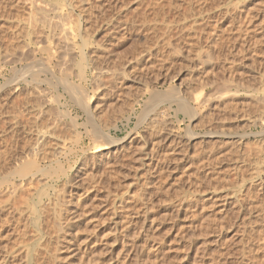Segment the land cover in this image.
Instances as JSON below:
<instances>
[{"label": "rangeland", "instance_id": "1", "mask_svg": "<svg viewBox=\"0 0 264 264\" xmlns=\"http://www.w3.org/2000/svg\"><path fill=\"white\" fill-rule=\"evenodd\" d=\"M38 1L40 5L37 3L36 0H31V1L12 0V2L8 0H0V18H1L0 24L10 25V26L13 25L16 28L15 30L18 32L19 30L22 29L21 28L22 25H24L23 29L27 31L28 27L25 22H28L31 15L30 13L29 14L27 13V9L30 10L32 4H35L33 6L36 8V3L38 7L42 5L44 6L45 5L44 3L47 2L44 8L50 10L53 9L52 5H54L52 4V2H55V0H50L51 2L50 1L48 2V0H38ZM41 1H43V3ZM101 1L103 2V5H101L100 7L104 8L105 6V8L103 10L100 7L99 8L102 10L103 13H105V16L102 12L100 13L98 11L100 10L98 6L97 8H94L92 12H90L91 13L90 15L88 14L92 20L88 18L89 16L88 17L85 16L86 17L85 19L88 18L89 20L88 22L89 26L90 27L93 26L92 27L93 30L92 28H90V31L92 30V33L94 32V25L98 26V27L95 26L97 30H95L96 33H93L92 36H91V32L89 31L92 40L91 42L95 46H97L96 44L98 43L101 44L103 38H104L103 42L109 38L107 36L109 27L110 29H112V26H115L118 23L119 18H120L119 21L121 20L120 22L122 23L129 22L128 24H132L133 22L134 28L137 30L141 28L147 30L148 28L146 29V27L155 26L157 35L154 34L153 35L154 36L159 35V37L161 38L163 32L161 29L162 28L164 29L165 27L164 25L165 20L166 22L168 21V23L173 22V24L174 23L175 24L172 26L173 29H171L170 31L171 38L169 37L171 41L170 43L172 44L171 45L172 49L171 51L167 50V52L164 55L158 58L155 69H147L146 60L141 64H135L134 61L135 60L134 57H136V55H138L140 52L148 51L149 47H152L153 43L156 42V39L152 34L147 35V33L149 32L147 33L144 32L146 33L145 35L146 38L143 37V38L133 39L131 38V36L125 35L124 38L120 37L121 39L118 38L119 40L113 43L116 46V43L117 42L119 43L120 40L122 43L126 42L125 45L117 49V51H115L113 55L106 56L105 60L102 59L100 62L101 66L104 69L106 68L107 70L108 69L110 70L111 68L112 71H115L118 69V67H120L118 69V71L120 72L124 67L125 68L136 67L137 70L135 72L132 71V73L134 74L132 73L130 74L131 76H134V78L136 79L134 82L133 81L127 82L128 85L127 89H124L120 86L121 83L119 80H117V82L119 81L118 83L116 82V80H114L113 82L107 80L108 83H106L105 79H107L108 77H105V79L103 80V82L104 81L105 82L103 84L109 85V83L110 84L112 83L110 85L111 88L116 89L119 87L118 88L119 90L116 89V91L117 93L121 92L122 94H120L121 97H119L118 100L116 101L109 103H102V105L100 106L103 107L104 105V109L99 108L94 111L96 117V120L94 122H89V123L87 122V117L85 118L86 115L76 105L77 103L73 99L71 100V97L67 96V99L70 100L68 101V103H66V99L64 97L57 98L59 93L63 94L64 90L62 86H61L62 88L59 86L56 89L55 86H57V83L55 84L56 81L55 79L54 82H52L53 77L56 78L57 76L56 79H60L61 77L65 78L67 76V75L65 76V74L63 75L61 73L62 74L61 75L59 73L62 71V69L64 71V67H65L64 65L67 63L70 67H73L72 70L74 71L73 72L74 74L70 72L73 74V75L71 74L70 76V73H66V72L64 73L69 74L68 79L70 81L72 80V83L78 85V83L81 82L79 83L80 85H78V87L80 88L82 87L81 89H84L83 91L87 93L91 89L93 90L98 89V87L91 82L93 80L92 73L90 72L91 69H88L87 72L88 80L79 81V77L77 76L79 73L78 71L79 67L78 65L74 64L75 62L77 63L78 60L80 59L79 58L80 54L78 53L79 50L77 51L76 56L75 54L73 55V57L75 58L72 57L75 60V62H73L74 60L72 59H71L72 61H70L68 57L69 55H67L61 49L60 50L62 52H60V50H56V48L58 49L60 47L59 46L60 43H58V41L56 43L55 40L58 39L64 41L65 39H63V37L67 35V33L69 32L67 31L66 33L65 28L67 27L66 29H69L73 25V22L78 21L75 20L73 17L75 18L77 17L80 20L79 17L81 15L80 11L83 12V10L80 9V7L82 8L81 5L78 4L80 6L79 8L78 5L77 6L75 5L76 7L74 6L75 10L73 11V15H72L73 17L70 18L66 17L63 20L62 24L64 25L65 28L64 30L58 29L57 31L59 33L56 31L55 37L52 36L48 30H42L40 28H38L39 30H36L37 33L38 31H40L41 33L44 31L45 33L44 32L43 33L47 34L46 36H48L49 39L46 36H44L45 37L44 38L43 33L42 36H40V38H37L41 33L40 34L38 33L39 35L36 36L37 33L35 32H34L35 35L32 34L31 37L29 36V33H27L28 34L27 36L26 32H25V36L27 37L25 38L24 36L23 38L19 37L24 35V30H21L23 32L21 31L19 32L20 35L17 34L18 32L17 33L15 32L16 34H14V37H12L13 34L12 32H10L11 30L9 29L10 30L9 31L8 29H5L6 31L5 30L4 31L7 32L8 30L9 34L2 31L3 34L10 35L11 40L15 39V35H16V39L10 42L8 35L6 36L0 35V37L2 36L0 39V43H1L0 53L4 55L3 51L7 50L6 47H8L9 49L11 46L13 49L16 47L15 48L16 50H20L19 48H22L21 46L23 42L24 45L27 44L29 45V46L27 45V48H25L26 46L23 45L25 49H28L30 45L34 49H37L40 45H42L43 48L46 49L47 46L49 47L50 41H52L53 44L54 43L57 44V46L55 45L56 48L53 45V50H56L57 55L55 54V51H54V55L52 52L50 53V55L53 58H49L51 57L48 52L49 50L48 51L43 50L42 52L37 53L38 59L39 58L45 59L48 57L49 60L53 59L52 62H49L48 60H47L48 62L46 60L43 61V59L41 60V62L38 61L33 62V59H31L32 57H30L28 53H26V50L22 48V54L20 53V51H16V50L13 51V52L16 51L19 54H21L17 56L15 55V61L19 60L20 58H22L21 59L22 61L20 60V62L18 61V63L16 64L14 63L15 66L13 65L11 66L15 67L18 71L20 70V73L22 72L26 74L23 71L26 70L27 67L29 69V67H31L32 65L34 66L36 65L35 69L37 70L39 69V65H41V69L43 68L42 66L44 65H45V69H48L47 68L48 63H49L48 64L49 67L57 63V67H55L56 69H54V66H56L55 64L53 66V70L51 69V67L48 70H46L47 72L49 70L53 71L54 73H56V75L53 73L55 76L53 74L47 73L46 71L42 72V74L46 73L44 74L43 79L48 78L49 80L50 78L51 81H48V83L51 82L53 86L48 87L49 84H47V82L45 81L46 83L45 82L44 84L42 83L39 87L41 88L42 91L46 89L47 92L44 91L45 93L48 92L50 93V94L44 93L47 96L46 98L42 99V101H45L43 103L45 104L47 103L46 104L47 108L51 109V110L49 109L50 112L47 109L49 112V116H51L49 117V121L54 122V123L52 122L50 123L52 124L61 123V125L59 124L60 126L56 125L62 129L61 131V129L58 128L60 132L57 133L58 134L60 133L59 135H61L63 132L65 133V131H67V133H65L66 136L64 135L65 140L69 138L68 137L69 135H70V139L72 138L76 139V135H75L76 133H72L73 131L74 132L76 131L73 128H71L72 126H74V124L72 120L69 117H65L66 114H64L65 113L64 111H66V109L68 108H69L68 110L71 111V114L73 116H77V114H79L80 115L79 122L80 123L87 122V126L89 129L90 128L93 129L94 124L96 123L98 127H101L102 124H104V122L107 121L105 123L106 125L104 124L101 128L108 129L107 127H109L108 130L111 131L114 137L124 138L126 137V135L128 136L127 132L128 133L131 132L133 128H135L138 122L136 115L132 116L131 118L132 120L130 119V121H127L126 118L129 116V114L132 111L137 113V115H140L142 112H146L148 102L152 101L151 106L154 108L153 110L155 111L152 128H155L156 126L157 130H159L163 134H166L167 131H169L170 129L175 130L181 136L180 137L182 138L180 140L181 142L175 145L172 143L171 146H169L170 142L168 141L164 142V136L161 137L163 141L160 142L159 140H157L158 143L160 142L159 150L160 151L162 150V154L159 155L160 158H165V155L163 153L164 150H167V147L168 148L173 147V149L175 150L174 153L170 155L168 170L160 172L162 168L158 169V167H156L155 169L154 168L155 166L153 165L150 166L151 169L150 170V169H146L147 167H140L137 162V157L140 156L137 154L139 153L141 154V156L144 155L143 157H145L146 152H149L151 147H147L145 149L143 148V145L136 146L134 144L135 146L134 145H133L134 147L132 146L133 147L132 150L128 146L127 147L128 150L123 149L122 153H118L115 155V158L113 156L110 162L111 163L110 167L104 164L101 167L102 163L99 164L97 163L96 166L94 165L95 162H93L92 160L91 153L92 151H94L92 150V148L95 147L94 144L95 142H93L94 146L92 144V140L94 139L92 136L90 137V135L87 134L89 136L88 137L85 134L83 137L82 144L80 146L77 144V139L75 140L76 143L73 140L70 141L68 139L67 143L70 149H72L70 156L67 157L68 160L67 158H63V156H60L54 158V161L52 163L49 162V166H48V162L43 164V166L47 165V168L49 169L55 166L53 168L55 170L53 171L58 172L57 174L59 178L57 179L56 172H53L52 170L49 171V173L51 172L50 173L51 175L49 176L48 175L42 176L41 173H39V177L41 176L42 177L41 178L38 177V178L41 179L43 183L40 182L41 180H38L37 178L38 182L37 180H35L36 183L33 181L35 185H32L31 183L30 184L31 187L29 186L30 190L28 188L29 191L27 190V192L20 195L21 197L19 196L20 198L15 203L16 205L14 209L10 210V212L9 211L3 212L1 216V221H3L2 228L0 229V258H1L0 260L5 258L7 262L9 260L13 261V262L9 261L10 263L8 262L6 264H264V192H261L264 191L263 190L264 189L263 188L264 187L263 186L264 185L263 182L264 181V170H263L264 169V147H263L264 133L261 134L260 132V131L262 132L264 131V124L262 122L264 121V115H263L264 103H262L264 102L262 101L264 100L263 99L264 98V0H210L209 2L211 3L209 4L211 6L207 4L206 7L207 11L205 12L203 17L196 15L199 14V7H200L196 5L198 10L195 9L196 7L195 4H198L197 0H188L187 3L186 2L182 3L187 0H182V2L181 0H171L175 4L174 7L180 1L179 2L180 4L176 6L177 8L176 7L174 8L172 6V8L175 11L171 8L170 5H168L171 8V11H169L170 8L167 6V3L169 2L168 4H170L171 1L165 0L163 2L165 3L167 2L166 5H163L162 6L163 8L161 7L163 12L160 10L161 8L159 7L160 8L159 9L157 6L156 7L158 11L156 10V7L154 6L155 2L153 0H151V2L150 0L148 1L145 0L147 2L143 0L142 2L141 0H137L139 3L137 1L136 3L134 0H133L134 2L132 0L130 1L125 0L127 1L126 3L129 4V5L126 4L128 6V9H126V7L124 8L121 7L123 5L122 2H119V4L116 5L115 0H110V1L101 0ZM129 2L130 3L133 2V3L130 4ZM63 3L66 4L64 9H66L67 7L68 10L69 9L68 1L67 3L66 2ZM112 3L114 4V6L116 5L117 7L116 6H115L116 8L113 7ZM140 3H142L143 5L148 3V5L151 4L153 6H148L146 4L147 8H145L146 6L145 5L143 6ZM28 4L30 5V7H26V5L29 6ZM137 4L143 6L144 9L143 7L140 8L139 7L140 5L138 6ZM21 5H24L23 7L25 8H23ZM43 6L40 8H43ZM178 6L180 10H178L179 9ZM34 7L29 12L35 11L36 13L41 15L39 13L40 11L38 10L39 8H37L36 11ZM189 7L190 8L192 7L194 10H192V8L190 10ZM153 8L157 13L153 12L154 11ZM132 9L134 11H132ZM147 9H149L150 14ZM67 10H65V12ZM151 10H153L152 13ZM94 11L96 12L95 14ZM143 11H147L148 13L146 12L147 14H145V12ZM36 13L33 12L32 14L36 15ZM77 13L79 16H77ZM38 14L36 15V17L41 18L42 16L40 17ZM85 14L86 13H84L83 15ZM144 14L147 17L144 16ZM2 16L5 17L4 19L7 21L4 20L2 21L3 19ZM28 16L29 19L27 18ZM107 16H108L107 19L109 20L105 18ZM183 16L184 17L187 16L186 19H184ZM195 16L197 18H194ZM100 17H103L106 20ZM198 18L201 19V21H198L199 20ZM68 19L70 21L67 22ZM123 19H125L126 21ZM8 20L10 24L7 23ZM184 20H187L185 22L189 24L184 23ZM192 20L194 21L192 22ZM92 21H94V23ZM137 21L138 22L140 21L139 22L140 24ZM195 21H198V23L200 24L196 22V25H194ZM15 22H17L18 24L21 23L22 24V25L20 24L21 27H19L17 23L13 24ZM99 22H102V25ZM107 22L109 23V25L107 24ZM136 22L138 23V25ZM191 22L193 24L191 26L192 28L189 26ZM182 23H184L185 25H183ZM133 25L130 26L133 27ZM181 27L186 28L185 31H183L184 28L182 30ZM187 27L188 28L190 27L191 29H188ZM105 29H107V31ZM187 29L190 32L186 31ZM103 30L106 32L100 34V32H104ZM179 30L182 31L183 33L185 32L186 35L181 33ZM192 30H194V32ZM195 31H197V33H195ZM2 32L0 31V33ZM195 34L198 35L196 36ZM33 35L36 36L37 39L33 38L34 37ZM61 35H63L62 38ZM187 35L189 36L187 37ZM193 35H195L196 37L195 36L193 37ZM51 36L54 37V39L51 38ZM7 37L9 40L7 39ZM18 37L21 40L22 39L23 40L22 41L19 40ZM244 37H246L247 41H251V43L255 44L254 45L256 47V50L254 47L255 52H252L250 50V52L246 51L244 52V54L240 53L238 49L240 50L242 49L240 48L241 47L240 45L242 44L241 42H243V40L241 39H244ZM41 38L48 39L47 41L48 43L45 41L46 44L43 45L45 42H42L44 41V39L41 41ZM4 39L6 40L4 41ZM17 39L19 40V42ZM35 40H38L39 43L42 44L40 45L39 43L36 44ZM63 41L61 43L62 45H63ZM5 42H7L8 44L6 43L7 45H5ZM13 42L15 43L12 44ZM16 42L20 43V45L17 44ZM25 42L27 43L25 44ZM121 42L120 44H122ZM212 42L214 44L215 42H217L219 44L217 45L218 47H213V45L211 44ZM3 44L5 46L4 50L2 48ZM50 45L52 46V43H50ZM11 51L9 49V51H7L8 54H10ZM86 51L87 54H90L92 52V49H86ZM13 52H11V54H17ZM23 53L27 54V59H26V54L24 56ZM1 54H0V59H1L0 70L1 69L2 70L0 71V85L2 86V84L6 83L8 79L14 80L13 78L17 74H14L15 76L13 75L14 73L13 70L16 71V69L13 68L12 70L11 69L12 67L10 68V65H8L9 67L7 66L2 68L3 62H2ZM59 54L63 55V58ZM208 54L212 56V64L209 66H205V64L198 65V63L196 62V56L201 55V57L204 60H206L208 59ZM66 56L68 57L69 60L67 59V61L65 62L64 59L67 58ZM57 57L58 60H56ZM24 59L27 60L28 62L26 63ZM61 59L64 60L65 64L64 63L61 64L62 61ZM233 60H235L234 63ZM59 61L60 63H58ZM69 61L73 64H70ZM126 61H128L127 65L129 66L126 65L125 63ZM45 62L47 64H45ZM122 62L125 64H123ZM131 63L132 66H134V64L135 66L131 67L130 66ZM67 64L65 67L66 71H68V68H70ZM105 64L107 67L105 66ZM231 64H233L235 67H233V65ZM58 65L59 66L63 65V66L58 67ZM229 65L231 67H229ZM75 66L77 67L75 68ZM20 67L23 69H21ZM70 70L71 68L69 69V71ZM129 71H131V69H129ZM11 74L14 77L13 76L11 77ZM75 74H77L76 76L78 77V79L76 78ZM23 76H20V80H18L19 78L15 79L16 81H19L17 87L19 89L23 87L22 89L24 90L23 91L22 89H20L21 92H18L17 98H19L20 100L18 99L17 101L16 99L9 98V101H11L12 99L14 100V103L15 100L17 101L16 103L20 101V103L22 104L21 106H23L22 109L24 110L25 109L24 106L28 101L27 99L29 98V94L27 93L28 87L26 86L25 81L24 82L22 81ZM17 77L19 76L17 75ZM25 77L26 79L24 80L32 79L31 74ZM230 77L233 78V80H231ZM5 78L7 80H5ZM204 79L207 80L206 82L208 84L205 83L207 85L204 86L205 88L201 89L200 87L203 86L200 85L199 82ZM113 83L115 84L113 85ZM170 84L171 86L181 88V90H183L184 93L186 92L190 96L191 105L192 107H194V109H196V115L193 118L186 116L184 113H180L177 117H175L176 116L175 112H173L172 110H167L165 108L166 105L164 104V101H161L159 99L154 100V98L159 97L158 94L165 93L166 88ZM77 85L74 86L77 87ZM213 85L215 88L216 87L218 88L219 93H223L225 92V90L226 91L232 90L234 92H238L237 95L239 96H237V98L235 97L234 100L230 99V101L227 100L221 102L219 99H216L215 101H211V102H206V103L201 102L200 105V101L198 102L195 99L197 92L201 93L202 91L204 95L209 91L211 92V89L214 91V89L211 87ZM24 87L25 88L27 87L26 90ZM53 87L56 89V90L54 89L55 91L52 90ZM101 87L99 90H102L101 92H104L105 91L104 87L103 89ZM152 88H155L156 91L152 92L151 91ZM9 89L11 90L12 88L10 87ZM121 89L123 92L120 91ZM33 91L35 90L33 89ZM98 91L89 92L88 98H91V95L93 94L92 98L98 100V97L102 95L101 93L99 95ZM24 92H26L27 95ZM23 94L26 95L27 99H25L26 98L25 97L24 99L22 98L21 100L19 96L22 95L21 97H24L25 95ZM56 94L57 97L54 98ZM257 97L259 98L258 99L259 102L257 100ZM53 98L55 99V101H53L54 100ZM56 100L58 103H56ZM196 102H198L199 104ZM12 103L10 102L7 103L8 104L6 105L7 107L5 106L6 110L4 109L6 113V116L4 114L6 125L5 124L3 125H5L6 130L9 128L8 139H11L10 138L11 134L9 133H11L12 123L10 121L11 117H7V115L10 116V114H13V111L15 112L17 108L20 109L17 110L16 112L22 110L21 106L19 107L20 103L18 104L15 103L11 105ZM206 104H209V106ZM9 105L11 107L8 109ZM199 105L201 106V108ZM12 106H14V108H12ZM196 107L199 109H197ZM11 108L13 109V111ZM10 109L12 112L11 111L8 112ZM106 112L107 114H105ZM59 113H60V117H59ZM97 114L98 116H96ZM258 117L262 119L261 122L260 120L257 119ZM98 118L102 120L100 121ZM247 118H249V120ZM251 121H254L253 123L255 125H253ZM146 122L149 123L147 119ZM146 122H141L140 124L141 126H139L137 130H135V132L133 131V133H135L138 138L146 134L147 131L142 130L149 125V124L147 125ZM257 122L260 125L257 124ZM118 125L120 127L119 130L115 129V126ZM8 126H10L11 128ZM65 128H68L71 132L68 133V130H66ZM148 128L149 127H147V130ZM21 129H19V132H22L23 135L19 136L21 133H18L19 134L18 140H20L21 142L18 141L19 146L17 145L16 147L17 149L16 151H14L15 159L19 160V162L25 161L30 156L29 152L31 151V149L27 145H25L27 143L26 142L24 143V138H23V136H25V134L28 133V130L25 131L24 129H22L21 131ZM63 129L65 131H63ZM190 131L195 135L194 139L191 140L188 139L189 138L188 135ZM191 132L190 134L192 135ZM211 132L212 133L224 132V135H226L227 138L224 135L220 139L207 138V134ZM256 132H258V135ZM254 133H256L255 136ZM73 134L75 135V137L73 136ZM245 134L248 136H245ZM241 137L244 138L246 137L244 139L245 143L247 142L246 141L247 139L248 141L249 140L250 141L247 142L246 144L244 143V146L243 145L239 146L240 149L239 148L237 149L236 147H238L239 140L242 139ZM235 140L236 141L238 140V142L237 144L234 145V143H236ZM256 140H258V143ZM260 140L261 142H259ZM184 141L186 142L188 141V143ZM71 143L73 144V146ZM136 147L138 148L140 147L139 150L144 149L146 150V152L143 154L142 152H140L141 150L140 151L136 150ZM2 148L3 146L2 147L0 146L1 149L0 152H5L3 151L5 148L3 149ZM125 151H127L128 153H126ZM137 151L138 153L136 154ZM11 154L13 153L10 151V149H9V153L8 152L3 154L0 153V157L2 158V160L5 159V162L2 161V166L4 165L3 166L4 168L1 171L0 179L3 176L4 177L7 176L9 170L10 171L12 170L10 168L15 165V163L12 162V159L11 161L9 159ZM122 154L124 155L122 156ZM86 156L88 157V159L86 158ZM214 158L219 162L215 161ZM65 160L66 162H64ZM60 163L66 170V174L68 175L67 177H65V175L63 174H60L61 171L58 170L59 168L56 169L60 165ZM80 163H82V165ZM84 163H86V165ZM235 166L238 167L239 170ZM259 168H263L261 169L263 173L260 172L261 170H259ZM137 169L140 171L138 172ZM80 170H83L82 174L79 173L76 175V172L78 173ZM86 172H88V174ZM258 172L260 173L258 174ZM44 177H46L47 179ZM258 177L260 178V180H263L262 181L263 184L261 183ZM43 178L47 180L46 187H43L45 185V181H43ZM70 180H72L71 183L74 181L73 184H75V186L72 187L71 189H69V184H68ZM253 180H255L257 187ZM258 180L259 182L257 183ZM251 183H253L254 185H251ZM259 184H261L262 186H259ZM53 185H54V189L53 188L50 189L51 186ZM41 188H43V190L47 192L49 191L47 194L48 197L45 196L46 193L44 191L42 193ZM258 188H260L261 190ZM67 190H74V193L78 192L77 197L81 199V207L80 208L78 207L79 209L73 208V210H75V211L72 210L73 212H76L78 210L75 215H71L73 214L72 211L67 212V219H71V218L72 219L69 222H67V227L64 233H60L58 232L57 221L55 220L54 217L56 202H57L55 197H58V195L60 194H61L60 196H63L64 191ZM40 193L43 194V196H41L40 198L42 200L38 199L40 197L39 195ZM238 194L242 198L239 197ZM67 195L68 194H66V196ZM120 198L121 200H123L124 198L126 202H130L128 206L126 204L127 207L126 209L117 208L120 207L119 205L120 202L118 201ZM213 198L214 201H211L213 200ZM216 198H220L221 200L220 199L216 200ZM229 199L231 202H233V204L230 201H228ZM39 200L42 201L41 203L43 204V206H45L44 207L45 218H42V222L38 224L34 220L36 215L32 208L36 203L39 202ZM215 200L218 203L217 205L215 204L216 203ZM226 200L230 203V205L222 209L223 206L220 205L223 204H220V202L222 201V203H224V201ZM210 204H212L213 207H211ZM145 206L148 210L145 208ZM145 209L147 212L144 211ZM137 212H139V217L134 218ZM122 220L128 224L127 226H129L128 227L129 232L128 230L127 232H128V237L130 238L132 237L131 240L130 238L126 237L124 230L122 231V229L125 228V223ZM133 227L135 228L133 229ZM134 231L135 233L141 232L140 236L137 233V235L135 234V238H134L133 236ZM145 235H146L145 242H147V240L151 241L150 245L148 244L149 245L148 247H151L153 245L155 250L148 248L150 252L148 251V249L145 252L146 248H144V250L142 249L141 246L144 244L143 241L145 240L144 238H142V236L144 237ZM136 236H139L138 238L139 242L136 241L137 240ZM133 238L136 240L133 241L134 240ZM126 242H127V246L125 248V253H123L122 251L123 244L125 246ZM131 244H134V246L133 247L130 246ZM16 251L18 255H16L17 254L15 253Z\"/></svg>", "mask_w": 264, "mask_h": 264}, {"label": "bare ground", "instance_id": "2", "mask_svg": "<svg viewBox=\"0 0 264 264\" xmlns=\"http://www.w3.org/2000/svg\"><path fill=\"white\" fill-rule=\"evenodd\" d=\"M8 1H11L12 2V0H8ZM15 1V0H14ZM17 1V0H16ZM20 1V0H19ZM28 1V0H27ZM31 1V0H30ZM37 1V3L39 2L38 0H36ZM50 0H48V2H49ZM62 1V2H61ZM67 1H68V3H69V5H68V7H69V9L67 10V7H66V9H64L65 8V3H63V2H66L67 3ZM104 1V0H103ZM107 1H110V0H107ZM116 2V5L117 4H119V2H122L123 3V5L121 6V7H126V9H128V6L126 5V4H128V3H126L127 1H125V0H115ZM130 1V0H129ZM133 1V0H132ZM135 2L137 1V0H134ZM133 1V2H134ZM143 1H145V0H143ZM148 1V0H147ZM147 1H145V2H147ZM155 3H154V6L156 7H162L163 5H166V3L165 2H163V1H165V0H153ZM152 1V2H153ZM171 1V0H170ZM210 0H197V2H198V4H195V6L196 5H198V7H199V14H196L197 16H204V14H205V12L207 11L206 9V7H207V4H209V3H211V2H209ZM7 2V1H6ZM42 3H43V1H41ZM51 2V1H50ZM101 0H55V2H52V4H54V5H52L53 6V9H50V10H48V9H46V8H44V6L46 5V3L47 2H45L44 4V6H43V8H40V7H42V6H38L37 7V3H36V8L33 6V5H35V4H30L31 5V8H30V10L31 9H33V7L35 8V10L37 9V8H39L38 10L40 11L39 13L41 14V15H39L38 13H36L35 11H33L34 13H36V15L38 14L41 18H39V17H36V15L35 14H32L33 12H29L30 10L29 9H27V13L29 14H31L30 15V19H29V16L27 17L29 20H28V22H25L26 24H27V31H25L24 29H23V26L24 25H22L20 22V24L22 25V27L20 26V24H18L17 22H15V23H13V24H18L19 25V27H21L22 29L21 30H24V35H22V36H19V37H22L23 38V36H24V38L25 37H27L28 36V34L27 33H29V36L31 37V35L32 34H34V32L35 33H37V31L36 30H39L38 28H40V29H42V30H48L49 31V33L52 35V36H54L55 37V34H56V31L58 30V29H62V30H64V25L62 24V22H63V20L66 18V17H73L72 15H73V11L75 10L74 9V6L76 5H81L82 6V8L78 5V8L80 7V9H82L83 10V12L84 13H86L85 15H83L84 13L83 12H81L80 11V13H81V15L79 16L78 15V13H79V11H78V13H77V16H79L80 17V20L76 17H73L75 20H78V21H76V22H73V25L69 28V29H66L65 28V32L67 33V31H69L68 33H67V35H65L64 37H63V39H65L64 41L63 40H58V39H56L55 41H56V43H57V41H58V43H60V47L57 49L56 48V46H57V44H53V42L52 41H50V43H52V46L50 45V43H49V47L47 46V48L45 49V48H43V46L42 45H40V44H42V43H39V41L38 40H35V43L37 44V43H39V47L37 48V49H34V48H32L31 47V45H30V47L28 48V49H25V48H27V45H24L23 43H22V48L23 49H25L26 50V53H28V55L30 56V57H32L31 59H33V62H36V61H38V62H41V60L43 59V61H49V62H52V60L53 59H51V60H49L48 59V57L47 58H37V53H39V52H42L43 50H46V51H48L49 52V55H50V53L52 52L53 53V55H54V51H55V54H56V50H62L63 52H65L67 55H69L68 57H69V59H70V61H72V60H74L73 58H75V57H73V55L75 54V56H76V53H77V51L79 50V54L81 55V57H80V55H79V60H78V62L76 63L75 62V60L73 61V62H75L74 64L75 65H78V71H79V73H78V75L77 74H75V76L77 75L78 77H79V81H87L88 80V69H91V73H92V76H93V80L91 81L92 83H94L97 87H98V89H95L96 91H98L99 89H100V87L103 89V87H104V89H105V93L104 92H101L102 90H99L98 92H99V95H100V93L102 94L100 97H98V100L97 99H93L92 98V95H91V98H88V93L89 92H92V91H94V92H96L95 90H93V89H91V90H89V92L87 93V92H85V91H83L84 89H81L80 87H78V85H80L79 83H81V82H79L78 83V85L77 84H75V83H72V80L70 81L69 79H68V77H69V74H66V73H70V72H74L72 69H73V67H70L67 63V65L71 68V70L69 71V69L70 68H68V71H66L65 70V67H66V64L64 63V60H65V62L67 61V59H68V57L66 58V59H61L60 61H61V64L62 63H64L65 65V67H64V71H63V69H62V71L61 72H59L60 74L62 73L63 75L65 74V78H62L61 76V78L60 79H56L57 78V76H56V78L55 77H53V81L52 82H54V79L56 80L55 81V84L57 83V86H55L56 87V89L60 86H62L63 87V90H64V92H63V90H62V92H63V94H61V93H59V95H58V97H57V94H56V96H54V98L55 97H57V98H60V97H64L65 99H66V103H68V101H70V100H68L67 99V96H69V97H71V100L73 99L77 104V106L81 109V111H83V113L86 115L85 116V118L87 117V122L89 123V122H94L95 120H96V117H95V113H94V111L95 110H97V109H99V108H103L104 109V105H103V107L102 106H100V105H102V103H109V102H113V101H116V100H118V98L119 97H121V95L120 94H122L121 92H119V93H117V91H116V89H118V88H114L113 86V88L115 89H112L111 88V84L109 83V85H104L103 83L105 82H103V80L105 79V77H108L107 79H105L106 80V83H108V81H114V80H116V82H117V80H119L120 81V86L122 87V88H124V89H127V82H134L135 81V79L136 78H134V76H131L130 74L132 73V71L133 72H135L136 70H137V68L135 67V68H123L122 69V71L120 72V71H118V69L120 68V67H118V69L117 70H115V69H113V70H115V71H112L111 70V68H110V70L108 69H104L102 66H101V60L103 59V60H105L106 59V56H108V55H113L114 54V52L115 51H117V49H119L120 47H122V46H124L125 45V43H122L121 42V40H120V42L122 43V44H120V42L118 43H116V46H115V44H113V43H115V41H117V40H119L118 38H120V37H122V38H124L125 37V35H129V36H131V38H143V37H145L146 38V33L147 32H149V33H147V35H149V34H154V35H157V33H156V27L155 26H153V27H146V29L147 30H145V29H139V30H137V29H135L134 28V25H133V22H132V24H128V23H122V22H120L119 21V19H118V23L115 25V26H112V29H110V27H109V31H108V39H106L104 42H103V40H104V38H103V40L101 41V44H96L97 46H95V45H93V43L91 42L92 40H91V36L93 35V33H96L95 32V30H97V28H95V26L96 27H98L97 25H94V32L92 33V30H93V26H89V24H88V22H89V20H88V18H90L91 19V17L89 16L91 13L90 12H92V10L94 9V8H97V6H98V8L101 6V5H103V2H102V4H101ZM114 2V1H113ZM133 2H129L130 4H132ZM138 2V1H137ZM136 2V3H137ZM141 2H142V0H141ZM145 2H143V3H145ZM150 2H151V0H150ZM177 2V1H176ZM175 2V3H176ZM180 2V1H179ZM177 3L176 4V6L178 5V4H180V3ZM181 2H182V0H181ZM187 3L188 2V0L187 1H184V2H182V3ZM190 2H192V1H190ZM190 2H189V4H190ZM1 3H4V2H1ZM9 3V2H8ZM19 3V2H18ZM25 3H26V1H25ZM32 3V2H31ZM34 3H35V1H34ZM41 3V4H42ZM56 3V4H55ZM63 3V4H62ZM105 3V2H104ZM109 3V2H108ZM121 3V4H122ZM139 3V2H138ZM165 3V4H164ZM169 3V2H168ZM167 3V6L168 5H170L171 6V8H172V6L174 7V3L171 1L170 2V4H168ZM12 4V3H11ZM28 4V5H29ZM39 4V3H38ZM98 4H100V5H98ZM107 4V3H106ZM106 4H104V5H106ZM111 4V3H110ZM113 4V3H112ZM141 5H143L142 3H140ZM140 4H137L138 6L140 5ZM147 5H148V3H146ZM146 4H144L146 7L145 8H147V5ZM150 4V3H149ZM153 4V3H152ZM188 4V5H189ZM191 4H193V3H191ZM200 4V5H199ZM25 5V4H24ZM24 5H21L22 7L24 6ZM30 5L29 6H27L26 5V7H30ZM40 5V4H39ZM115 5V6H116ZM129 5V4H128ZM139 6L140 8L141 7H143V6ZM187 5V4H186ZM214 5V4H213ZM33 6V7H32ZM75 6V7H76ZM114 6V4H113V7H115ZM132 6V5H131ZM148 6H153V5H148ZM175 6V7H176ZM193 6V5H192ZM202 6V7H201ZM209 6H211L210 4H209ZM46 7H48V6H46ZM117 7V6H116ZM115 7V8H116ZM157 7H156V10H157ZM169 7V6H168ZM167 7V8H168ZM174 7V8H175ZM181 7V6H180ZM23 8H25V7H23ZM101 8V7H100ZM99 8V9H100ZM104 8H105V6H104ZM104 8H101L102 10L104 9ZM112 8V7H111ZM140 8H139V10H140ZM149 8V7H148ZM152 8V7H151ZM150 8V9H151ZM159 8V9H160ZM163 8V7H162ZM162 8L160 9L162 12H163V10H162ZM170 8V7H169ZM171 8H170V10L169 11H171ZM177 8V7H176ZM178 8H179V6H178ZM185 8V7H184ZM192 8V7H191ZM191 8L189 7V9L191 10ZM79 9V10H80ZM100 9V10H101ZM133 9H135V8H133ZM132 9V11H134ZM143 9H144V7H143ZM173 9V8H172ZM195 9H197V6L195 7ZM65 10H67L66 12H65ZM100 10H98L100 13L102 12V10L100 11ZM148 10V12H149V9H147ZM153 10H154V8H153ZM153 10H151V13H152V11ZM160 10H159V12H160ZM174 10V9H173ZM177 10V9H176ZM178 10H180V8L178 9ZM192 10H194L193 8H192ZM198 10V9H197ZM37 11V10H36ZM95 11H96V9H95ZM94 11V14L96 13ZM137 11H138V8H137ZM158 11V10H157ZM175 11V10H174ZM196 11V10H195ZM140 12V11H139ZM143 12H145V14H147L148 12L147 11H143ZM147 12V13H146ZM153 12H156L155 10L153 11ZM158 12V13H159ZM198 12V11H197ZM83 13V14H82ZM103 13V12H102ZM136 13V12H135ZM157 13V12H156ZM192 13H193V11H192ZM196 13V12H195ZM89 14V15H88ZM97 14H98V12H97ZM104 14V16H105V13H103ZM103 14H102V16H103ZM112 14V13H111ZM121 14V13H120ZM124 14V13H123ZM142 14V13H141ZM144 14V16H146ZM149 14H150V12H149ZM174 14V13H173ZM178 14V13H177ZM179 14H180V11H179ZM178 14V15H179ZM181 14H182V12H181ZM101 15V14H100ZM122 15V14H121ZM125 15V14H124ZM157 15V14H156ZM175 15V14H174ZM76 16V15H75ZM85 16H89L87 19H85L86 17ZM92 16V15H91ZM99 16V15H98ZM194 16V15H193ZM3 17V16H2ZM94 17V16H93ZM92 17V18H93ZM114 17V16H113ZM130 17V16H129ZM138 17H139V15H138ZM147 17V16H146ZM184 17V16H183ZM187 17V16H186ZM186 17H184V19H186ZM258 17V16H257ZM256 17V18H257ZM5 17H3V19H2V21L4 20V21H7V20H5L4 19ZM97 18H99V17H97ZM100 18H102V19H104L103 17H100ZM106 19L108 18V16L107 17H105ZM128 18V17H127ZM145 18V17H144ZM181 18V17H180ZM194 18H197L196 16L194 17ZM200 18V17H199ZM198 18V19H199ZM1 19V18H0ZM55 19H57V20H55ZM74 19H71V20H74ZM106 19H104V20H106ZM117 19V18H116ZM122 19V18H121ZM126 19V18H125ZM125 19H123V20H125ZM197 19V20H198ZM204 19V18H203ZM22 20V19H21ZM26 20V19H25ZM25 20H23V21H25ZM92 20V19H91ZM91 20H90V22H91ZM107 20H109V19H107ZM131 20V19H130ZM129 20V21H130ZM133 20V19H132ZM135 20V19H134ZM188 20V19H187ZM187 20H184V23H187V22H185V21H187ZM1 21V20H0ZM20 21V20H19ZM27 21V20H26ZM66 21V20H65ZM68 21H70L69 19L67 20V22ZM95 21V20H94ZM94 21H92L93 23H94ZM98 21V20H97ZM100 21H102V20H100ZM126 21V20H125ZM128 21V20H127ZM142 21V20H141ZM172 21V20H171ZM194 20H192V22H193ZM198 21H201V19H199ZM198 21H195V23H194V25H196V22L198 23ZM13 22V21H12ZM11 22V23H12ZM96 22V21H95ZM114 22V21H113ZM117 22V21H116ZM135 22V21H134ZM138 22V21H137ZM136 22V23H137ZM140 22V21H139ZM138 22V23H139ZM192 22L190 23V27L193 25L192 24ZM203 22H204V20H203ZM202 22V23H203ZM1 23H3V22H1ZM7 23H9V20H8V22ZM24 23V22H23ZM99 23H101V25H102V22H99ZM138 23H137V25H138ZM184 23H182L183 25H185ZM10 24V23H9ZM97 24H98V22H97ZM107 24L109 25V23L107 22ZM140 24V23H139ZM175 24V23H174ZM173 24V22H169L168 23V21L166 22V20H165V23H164V25H165V27H164V29L162 28H158V29H161L163 32H162V38L161 37H159V35L158 36H154L155 37V39H156V42L155 43H153V45H152V47H149V50L148 51H143V52H140L138 55H136V57H134V61H135V64H141L142 62H145V60H146V62H147V69H155L156 68V63H157V60H158V58H160V56H162V55H164L166 52H167V50H170L171 51V49H172V47H171V41H170V39H169V37L171 38V36H170V31H171V29H173L172 28V26L174 25ZM187 24H189V23H187ZM186 24V25H187ZM198 24H200V23H198ZM92 25V24H91ZM100 25V24H99ZM112 25H113V23H112ZM130 25H133V27L132 26H130ZM149 25V24H148ZM154 25H156V24H154ZM16 26V25H15ZM143 26H145V25H143ZM142 26V27H143ZM178 26H179V24H178ZM100 27V26H99ZM103 27V26H102ZM105 27H107V26H105ZM115 27V28H114ZM139 27V26H138ZM184 27H186V26H184ZM184 27H181L182 28V30H183V28ZM188 28V29H191V28ZM199 27H200V25H199ZM25 28V27H24ZM90 28H92V30L90 31ZM114 28V29H113ZM144 28V27H143ZM176 28V27H175ZM193 28H195V27H193ZM5 29H10L9 31L10 32H12V34H13V36L12 37H14V34H16L18 31H16L15 29V27L13 26V25H5V24H3V25H1L0 24V31L2 32V31H4ZM180 29V28H179ZM185 29L186 28H184V30L183 31H185ZM186 30V31H188V32H190L189 30ZM200 29V28H199ZM7 30V32H5V33H8L9 34V31ZM18 30V29H17ZM21 30H19V32L21 31ZM41 30V31H42ZM99 30V29H98ZM102 30V29H101ZM106 31H107V29H105ZM178 30V29H177ZM176 30V31H177ZM195 30V29H194ZM194 30H192L193 32H194ZM91 32V36H90V32ZM104 31V30H103ZM106 31H104V32H100V34L102 33H105ZM180 31V30H179ZM16 32V33H15ZM17 33L18 35H20V33ZM21 32H23V31H21ZM25 32H26V34H27V36H25ZM44 32V31H43ZM42 32V33H43ZM58 32V31H57ZM61 32V31H60ZM144 32H146V33H144ZM159 32H160V30H159ZM181 33H183L182 31H180ZM187 32V33H188ZM199 32V31H198ZM38 33L40 34L41 32L40 31H38ZM36 34V36L37 35H39V34ZM42 33L37 37V38H40V36H42ZM45 33V32H44ZM43 33V37L44 36H46L47 34H44ZM59 33V32H58ZM195 33H197V31H195ZM201 33V32H200ZM8 34H6V35H8ZM22 34V33H21ZM72 35V36H70V35ZM98 34V33H97ZM159 34V33H158ZM176 34V33H175ZM180 34V33H179ZM183 34H185L186 35V33L184 32ZM182 34V35H183ZM189 34H192V33H189ZM0 35H4V36H6L5 34H3V32L2 33H0ZM35 35V34H34ZM33 35V36H34ZM49 35V34H48ZM196 35V34H195ZM195 35H193V37L195 36ZM198 35V34H197ZM196 35V36H197ZM9 36V39H10V42L12 41V40H15L16 39V35H15V39H12L11 40V38H10V35H8ZM36 36H34L33 38H36ZM50 36V35H49ZM51 36V38H53L54 39V37H52ZM62 36L63 35H61V38H62ZM100 36V35H99ZM103 36H105V35H103ZM106 36V37H107ZM129 36H127V37H129ZM151 36V35H150ZM189 35H187V37H188ZM195 36V37H196ZM2 37V36H1ZM1 37H0V39H1ZM18 37V38H19ZM46 37H48V36H46ZM57 37H58V35H57ZM56 37V38H57ZM94 37H95V35H94ZM105 37V38H106ZM183 37V36H182ZM186 37V38H187ZM191 37V36H190ZM3 38H6V37H3ZM32 38V39H33ZM36 38V39H37ZM45 38V37H44ZM43 38V39H44ZM181 38V37H180ZM185 38V39H186ZM198 38V37H197ZM242 38V37H241ZM7 39H8V37H7ZM8 39V40H9ZM29 39V38H28ZM42 38H41V41L43 40ZM48 39H49V37H48ZM48 39H44V41H42V42H47L48 41ZM60 39V38H59ZM95 39V38H94ZM121 39V38H120ZM126 39V38H125ZM124 39V40H125ZM182 39V38H181ZM3 40V39H2ZM6 39H4V41H5ZM18 40V39H17ZM16 40V41H17ZM19 40H21L20 38H19ZM19 40H18V42H19ZM23 40V39H22ZM21 40V41H22ZM25 40V39H24ZM52 40V39H51ZM172 40V39H171ZM223 40V39H222ZM241 40H243V42H241L242 44L240 45L241 47L240 48H242L241 50L240 49H238L239 51H240V53H242V54H244V52H246V51H249L250 52V50L252 51V52H255L254 51V45L255 44H253V43H251V41H247V39H246V37H244V39H241ZM34 41V40H33ZM32 41V42H33ZM38 41V42H37ZM40 41V42H41ZM54 41V42H55ZM62 41H63V45L61 44L62 43ZM95 41V40H94ZM123 41V40H122ZM214 41V40H213ZM219 41V40H218ZM46 42L43 44V45H45L46 44ZM96 42V41H95ZM97 42H100V41H97ZM7 42H5V45H7L8 43H9V41H8V43L6 44ZM15 42H13L12 44H14ZM17 43V42H16ZM27 42H25V44H26ZM48 43V42H47ZM217 42H215V44L212 42L211 44L213 45V47H218L217 45H219L218 43L216 44ZM17 44H19L20 45V43H17ZM30 44V43H29ZM95 44V43H94ZM16 45V44H15ZM23 45L24 46H26L25 48L23 47ZM53 45L55 46V48H56V50H53ZM253 45V46H252ZM0 46H1V43H0ZM10 46H11V44H10ZM9 46V47H10ZM17 46V45H16ZM29 46V45H28ZM234 46V45H233ZM4 44H3V46H2V48H3V50H4ZM13 47H14V45H13ZM19 47V46H18ZM45 47V46H44ZM231 47V46H230ZM7 48V50L6 51H3L4 52V55H2L1 53V55H2V62H3V66H2V68L3 67H7L8 65H10V68L13 70V68L14 69H16L15 67H13V66H15V64L16 63H18V61L20 62V60L22 59V58H20L19 60H17V61H15V55L17 56V55H21L22 54V48H19L20 50H16L15 48L13 49L12 48V46L9 48L10 49V51L11 52H13L14 50H16V51H20V53L21 54H19L18 52H13V53H17V54H11V52H10V54H8V52L7 51H9V49H8V47H6ZM12 48V49H11ZM210 48H212V47H210ZM234 48V47H233ZM232 48V49H233ZM18 49V48H17ZM86 49H92V52L90 53V54H87V51H86ZM215 49V48H214ZM231 49V48H230ZM0 50H1V47H0ZM60 50V52H62ZM212 50V49H211ZM217 50V49H216ZM255 50H256V47H255ZM28 51V52H27ZM2 52V51H1ZM2 52V53H3ZM5 52H7V53H5ZM89 52V51H88ZM202 52V51H201ZM26 53H23L24 54V56H25V54ZM65 54V55H66ZM211 54V53H210ZM210 54H208V59H206V60H204L202 57H201V55H197L196 56V62L198 63V65H204L205 64V66H209V65H211L212 64V56H210ZM48 55V56H49ZM57 55V54H56ZM60 55V54H59ZM65 55H64V57H65ZM23 56V57H24ZM51 56V55H50ZM62 58H63V55H60ZM71 56V57H70ZM20 57V56H19ZM22 57V56H21ZM41 57H42V55H41ZM59 57V56H58ZM58 57H57V59L56 60H58ZM60 57V58H61ZM73 57V58H72ZM49 58H53L52 56L51 57H49ZM55 58V57H54ZM59 58V59H60ZM113 58V57H112ZM26 59H27V54H26ZM68 59V60H69ZM72 59V60H71ZM108 59V58H107ZM1 60V59H0ZM25 60V59H24ZM133 60V59H132ZM22 61V60H21ZM47 61V62H48ZM60 61L58 62V63H60ZM69 61V63L70 64H73V63H71ZM128 61H129V59H128ZM128 61H126L125 63H126V65H127V62ZM234 61L235 60H233V63H234ZM25 62L27 63L28 61L27 60H25ZM30 62V61H29ZM37 62V63H38ZM56 62V61H55ZM55 62H53V63H55ZM124 62V61H123ZM122 62V63H123ZM239 62V61H238ZM15 63V64H14ZM21 63H23V62H21ZM125 63H123V64H125ZM237 63V62H236ZM20 64V63H19ZM41 64V63H40ZM45 64H47L46 62H45ZM49 64V63H48ZM47 64V68L49 69L50 67H51V69L53 70V66L56 64V66H54V69H56L55 67H57V63H55L53 66H50L49 67V65ZM129 64V63H128ZM134 64V63H133ZM135 64H134V66H135ZM11 65H13V66H11ZM37 65H39V64H37ZM216 65V64H215ZM231 65H233V64H231ZM236 65V64H235ZM17 66V65H16ZM34 65H32L31 67H29V69H28V67L26 68V70L28 71V74H27V71L26 70H22L23 72H25L26 74H24V73H20V70L18 71L17 69H16V71H14L13 70V75L14 74H17L19 77H17V75L14 77L12 74H11V77L13 76L14 78V80H11V79H8V81L6 82V83H4V84H2V86L0 85V125H1V127H0V129H1V131H0V146L2 147L3 146V148H5L3 151H5V152H0L1 154H3V153H9V149H10V151L13 153V154H11V156L9 157V159H10V161H11V159H12V162L13 163H15V165L14 166H12L10 169H12L11 171L9 170V173H8V175L7 176H3V175H1V176H3L1 179H0V229L2 228V222L3 221H1V216H2V214H3V212L4 211H9L10 212V210H12V209H14V207H15V203L17 202V200L21 197L20 195H22V194H24L25 192H27V190H28V188H29V186L31 187V183H32V185H35V180H37V178L39 177V173H41V175L43 176H49V175H51L50 173H49V171L50 170H55V169H53L54 167H51L50 169L49 168H47V165L45 166H43V164H45V163H47L48 162V166H49V162H53L54 161V158H56V157H60V156H63V158H67L68 156H70V153L72 152V149H70V147H69V145H68V143H67V141H68V139L70 140V141H74L75 143H76V139H77V144L80 146L81 144H82V141H83V137H84V135L86 134H88V135H90V137L92 136L94 139V141L92 140V144H93V142H95L94 144H95V147H93L94 146V144H93V148H92V150H94V151H92V153H91V155H92V160H93V162H95V164L94 165H96L97 166V163L99 164V163H102V165H101V167L103 166V164L104 165H108L109 167L111 166V159L113 158V156H114V158H115V155L116 154H118V153H122V150L123 149H125V150H128V146H129V148L130 149H132L135 145L136 146H140V145H143V148H147V147H151V149H150V151L149 152H146V150H142V149H140L139 150V148L138 147H136V150H139L140 152H142L143 154L146 152V154H145V157H143V156H141V154H139L138 153V151L136 152V154L137 155H140V156H138L137 157V162H138V164H139V166L140 167H147L146 169H150V166H155L154 168L156 169V167H158V169L159 168H162L161 169V171L160 172H162V171H167L168 170V168H169V160H170V155L172 154V153H174V149H173V147H167V150H164V155H165V158H160L159 157V155H161L162 154V150L160 151L159 149H160V147H159V144H160V142L161 141H163V139H161V137L162 136H164V142H170V145L169 146H171V144L173 143L174 145L175 144H179L181 141V139L182 138H180L181 136L175 131V130H172V129H170L169 131H167V133L166 134H163V133H161L159 130H157V128H156V126H155V128H152V123H153V117H154V115H155V111L153 110L154 108L151 106L152 104H151V102H148V105H147V109H146V112H142L140 115H137V113H135L134 111H132L130 114H129V116L126 118V120L127 121H130V119L132 118V116L133 115H136V117H137V124H136V126H135V128H133V130L131 131V132H127V134H128V136L126 135V137H124V138H116V137H114L113 135H112V133H111V131L110 130H108L109 129V127H107L108 129H105V128H101L107 121H105L104 122V124H102V126L101 127H98L97 126V123L96 124H94V128L92 129V128H88V126H87V122H84V123H80L79 122V118H80V115L79 114H77V116H73L72 114H71V111L70 110H68V109H66V111H64L65 113L64 114H66L65 115V117H69L71 120H72V122H73V124H74V126H72L71 128H73L76 132H72V133H76L75 135H76V139L74 138H72V139H70V135L68 136L69 138L68 139H64L65 138V136H66V134L65 133H67V131H65L64 129H63V131H65V133L63 132L62 134H63V136H62V134L61 135H59L57 132H60V130H58V128L59 129H61L60 127H58V126H56V125H61V123H57V124H52V123H54V122H52V121H49V117H51V116H49V112H50V108H47V103L45 104V103H43V102H45V101H42V99H44V98H46V96L47 95H45V94H48V93H45L44 91H46L47 92V90L45 89L44 91H42L41 90V88L39 87L42 83L44 84V82L46 81L47 82V84H49V86L48 87H51V86H53V84L51 83V82H49L48 83V81H51L50 80V78H49V80H48V78H44L43 79V76H44V74H46V73H43L42 74V72H45L46 70H48V69H45V65L44 66H42L43 68H44V71H43V68L41 69V65H39V69H35V67H36V65L33 67ZM63 66V65H62ZM62 66H59L58 65V67H62ZM67 66V67H68ZM105 66H106V64H105ZM118 66V65H117ZM121 66H123V65H121ZM127 66H129V65H127ZM126 66V67H127ZM131 67H134V66H132V63H131V65H130ZM9 67V66H8ZM18 67V66H17ZM77 66H75V68H76ZM107 67V66H106ZM229 67H231L230 65H229ZM233 67H235L234 65H233ZM9 68V69H10ZM21 68V67H20ZM19 68V69H20ZM31 68V69H30ZM38 68V67H37ZM109 68V67H108ZM21 69H23V68H21ZM67 69V68H66ZM129 69H131V71H129ZM231 69V68H230ZM233 69V68H232ZM2 70V69H1ZM0 70V71H1ZM39 70V71H38ZM59 70H61V69H59ZM235 70V69H234ZM10 71V70H9ZM47 72V71H46ZM51 72V73H50ZM64 72H66V73H64ZM130 72V73H129ZM235 72V71H234ZM31 74V77H32V79H30V80H24V79H26V77L25 76H28V75H30ZM47 73H49V74H53L54 72L53 71H48ZM72 73H70V76H71V74ZM20 74V75H19ZM55 75H56V73H54ZM53 74V75H54ZM61 74V75H62ZM74 74V73H73ZM72 74V75H73ZM132 74H134V73H132ZM24 75V76H23ZM54 75V76H55ZM233 75V74H232ZM20 76H23V82L25 81V83H26V86L28 87V94H29V98L27 99V97H26V95H27V93L26 92H24V93H26V95L25 94H23V95H25L24 97H21V96H19L20 98H21V100H22V98L24 99L25 97V99H27L28 101L26 102V104H25V109L23 110L22 108H23V106H21L22 104L20 103V101L18 102V103H20L19 104V107L21 106V109L22 110H20L19 112H16L17 110H19L20 108H17V110L14 112L13 111V109L12 108H14V106H12V111H13V114H10V116H8L7 115V117H11V119H10V121H11V123H12V129H11V133H9V134H11L10 135V138L11 139H8V130H9V128L6 130L5 129V125H6V120H5V116H6V113H5V106L6 105H8L7 103H12V101H13V103L11 104V105H13V104H15L17 101H18V99L19 98H17L18 96V92H21V90L20 89H22V88H18L17 87V84L19 83V81H16L15 79L17 78H19L18 80H20ZM47 76V75H46ZM45 76V77H46ZM51 76V75H50ZM76 76V78L78 79V77ZM234 76V75H233ZM232 76V77H233ZM3 77V76H2ZM10 77V78H11ZM4 78V77H3ZM75 78V79H76ZM231 78V77H230ZM47 79V80H46ZM5 80H7L6 78H5ZM11 80V81H10ZM108 80V81H107ZM122 80V81H121ZM231 80H233V78H231ZM10 81V82H9ZM75 81V80H74ZM78 81V80H77ZM118 81V82H119ZM207 80H201L200 82H199V84L200 85H202L203 87H200L201 89H203V88H205L204 86L205 85H207L208 83L206 82ZM21 82V81H20ZM45 82V83H46ZM117 82V83H118ZM123 82V83H122ZM233 82V81H232ZM15 83V84H14ZM205 83H207V84H205ZM52 84V85H51ZM77 85V87H75L74 85ZM115 83H113V85H114ZM91 85V84H90ZM33 88H32V87ZM45 86V85H44ZM92 86V85H91ZM96 86H95V88H96ZM209 86V85H208ZM12 88L11 90L9 89V88ZM26 87V88H27ZM61 87V88H62ZM116 87V86H115ZM213 89H214V91L211 89V92L209 93V92H207V93H205L204 95H203V92L201 91V93H198L197 92V95L195 96V99L199 102L200 101V105H201V102H204V103H206V102H211V101H215L216 99H219L221 102L222 101H230V99H232V100H234L235 99V97L237 98V96H239V95H237V93L238 92H234V91H232V90H228V91H226L225 90V92H223V93H219L218 92V88L216 87H214V85L213 86H211ZM25 88V87H24ZM26 88H25V90H26ZM45 88V87H44ZM208 88V87H207ZM33 89L36 91H33ZM55 88L53 87V89L52 90H54ZM55 89V90H56ZM23 90V89H22ZM32 90V91H31ZM54 90V91H55ZM119 90V89H118ZM24 91V90H23ZM23 91H22V93H23ZM49 91V90H48ZM59 91H60V88H59ZM120 91H122V89L120 90ZM151 91L152 92H154V91H156V89L155 88H152L151 89ZM123 92V91H122ZM21 93V94H22ZM45 93V94H44ZM57 93H58V90H57ZM87 93V94H86ZM50 94V93H49ZM53 94V93H52ZM51 94V95H52ZM19 95H20V93H19ZM98 95V96H99ZM159 95V97H157V98H154V100H161V101H164V104L166 105V109L167 110H172L173 112H175V114H176V116L175 117H177L180 113H184L186 116H188V117H190V118H193L195 115H196V109H194V107H192V105H191V98H190V96L185 92L184 93V91L183 90H181V88H178V87H174V86H171V84L170 85H168V87L166 88V91H165V93H160V94H158ZM16 96V97H15ZM15 97V98H14ZM250 97V96H249ZM252 97V96H251ZM9 98L11 99V98H13V99H16L15 100V103H14V100L12 99L11 101H9ZM53 98V99H54ZM97 98V97H96ZM253 98V97H252ZM256 98V97H255ZM259 98L257 97V100H258ZM264 99V98H263ZM20 100V99H19ZM95 100H97V101H95ZM24 101V100H23ZM37 101V102H36ZM53 101H55V99L53 100ZM59 101V100H58ZM65 101V100H64ZM98 101H100V102H98ZM195 101V100H194ZM262 101H264V100H262ZM261 101V102H262ZM22 102V101H21ZM46 102H48V101H46ZM198 102H196V103H198ZM258 102H259V100H258ZM18 103H16V104H18ZM56 103H58L57 102V100H56ZM65 103V104H66ZM262 103H264V102H262ZM63 104V103H62ZM75 104V103H74ZM199 104V103H198ZM203 104V103H202ZM210 104V103H209ZM209 104H206V105H208L209 106ZM23 105H24V103H23ZM108 105V104H107ZM106 105V106H107ZM199 105V106H200ZM264 105V104H263ZM15 106H17V105H15ZM63 106H65V105H63ZM7 107V106H6ZM11 106L9 105V107H8V109L10 108ZM109 107V106H108ZM108 107H107V110H108ZM205 107V106H204ZM106 108V107H105ZM197 108V107H196ZM200 108H201V106H200ZM5 109V110H4ZM11 109L8 111V112H10L11 111ZM49 110V112H48V110ZM94 109V110H93ZM197 109H199V108H197ZM15 110V109H14ZM79 110V109H78ZM102 110V109H101ZM106 110V109H105ZM106 110V111H107ZM11 111V112H12ZM201 111V110H200ZM263 111V110H262ZM261 111V112H262ZM97 112V111H96ZM104 112V111H103ZM108 112V111H107ZM107 112L105 113V114H107ZM264 112V111H263ZM63 113V112H62ZM199 113V112H198ZM197 113V114H198ZM4 114H5V116H4ZM52 114V113H51ZM50 114V115H51ZM64 114H63V117H64ZM184 115V116H185ZM262 115V114H261ZM263 115H264V113H263ZM262 115V116H263ZM58 116V115H57ZM96 116H98V114L96 115ZM59 117H60V113H59ZM187 117V118H188ZM260 117V116H259ZM257 118L258 120H260V122H261V120L262 119H260V118ZM262 118V117H261ZM9 119H7V120H9ZM100 121L102 120V119H100V118H98ZM146 119L148 120V122L149 123H147L146 122ZM195 119V118H194ZM248 120H249V118H247ZM132 120V119H131ZM144 120V121H143ZM193 120V119H192ZM192 120H190V121H192ZM255 120V119H254ZM257 120V121H258ZM54 121V120H53ZM59 121V120H58ZM98 121V120H97ZM96 121V122H97ZM100 121H99V123H100ZM113 121V120H112ZM116 121V120H115ZM256 121V120H255ZM50 122H52V123H50ZM103 122V121H102ZM101 122V123H102ZM141 122H146V124L148 125H146L147 127H149L148 128V130H147V127L145 128V129H142V130H146L147 132H146V134H144V135H142V136H140L139 138L137 137V135L135 134V133H133V131L135 132V130H137V128L139 127V126H141L140 124H141ZM252 123L254 122V121H251ZM259 122V121H258ZM257 122V124H259ZM263 122V124H264V121H262ZM3 124H5V125H3ZM10 124V123H9ZM8 124V125H9ZM115 124H116V122H115ZM262 124V125H263ZM59 125V126H60ZM90 125V124H89ZM95 125H96V127H95ZM98 125H100V124H98ZM106 125V124H105ZM249 125V124H248ZM252 125V124H251ZM253 125H255L254 123H253ZM260 125V124H259ZM2 126H4V127H2ZM108 126V125H107ZM8 127H10V126H8ZM10 127V128H11ZM90 127H93V126H90ZM106 127V126H105ZM6 128H7V126H6ZM24 129L25 131L26 130H28V133H26L25 134V136H23V138H24V143L26 142L27 144H25V145H27L30 149H31V151L29 152V154H30V156L25 160V161H21V162H19V160H16L15 159V155H14V151H16V147H17V145H18V141H20V140H18L19 138V136H21V135H23L22 134V132H19V129ZM141 128V127H140ZM22 129H21V131H22ZM66 130H68V133L69 132H71L68 128H65ZM92 129V130H91ZM115 129H117V130H119L120 129V127H119V125L118 126H115ZM23 130V131H24ZM260 130H262V129H260ZM61 131H62V129H61ZM191 132V131H190ZM190 132H189V135H188V139L189 140H191V139H194V137H195V135L192 133L193 132V130H192V135L190 134ZM261 132V134H263L264 133V131L262 132V131H260ZM18 133H21L20 135L18 134ZM243 133H245V132H243ZM257 133V135H258V132H256ZM256 133H254V136H255V134ZM250 134V133H249ZM19 135V136H18ZM75 135L73 134V136L75 137ZM87 135V136H88ZM136 135V136H135ZM199 135V134H198ZM224 135V132L223 133H217V132H215V133H209V134H207V138H211V139H213V138H221L222 136ZM260 135V134H259ZM73 136H71V137H73ZM125 136V135H124ZM138 136H139V134H138ZM225 137H226V135H224ZM245 136H248V135H246L245 134ZM250 136V135H249ZM262 136V135H261ZM89 137V136H88ZM231 137V136H230ZM235 137V136H234ZM234 137H232V138H234ZM205 138V137H204ZM227 138V137H226ZM237 138V137H236ZM242 139H240L239 140V145H238V147H236L237 149L239 148V146H244V139L246 138H244V137H241ZM257 138H258V136H257ZM21 139V138H20ZM91 139V138H90ZM255 139V138H254ZM253 139V140H254ZM157 140H159L160 142L158 143L157 142ZM202 140H204V139H202ZM201 140V141H202ZM70 141H69V143H70ZM129 141V142H128ZM228 141H230V140H228ZM232 141V140H231ZM247 142H249L248 141V139L246 140ZM257 141V143H258V140H256ZM21 142V141H20ZM184 142H186V141H184ZM235 142L236 143H234V145L235 144H237V142H238V140L236 141L235 140ZM246 142V143H247ZM259 142H261V140L259 141ZM263 142V141H262ZM126 143V144H125ZM186 143H188V141L186 142ZM231 143V142H230ZM233 143V142H232ZM245 143V144H246ZM72 144V143H71ZM125 144V145H124ZM135 144V145H134ZM134 145V146H133ZM19 146V145H18ZM72 146H73V144H72ZM133 146V147H132ZM237 146V145H236ZM8 147H11V148H8ZM261 147H262V145H261ZM264 147V146H263ZM2 148V149H3ZM244 148V147H243ZM89 149V148H88ZM135 149V148H134ZM240 149V148H239ZM241 149H242V147H241ZM1 150V149H0ZM133 150V149H132ZM148 151V150H147ZM126 153H128L127 151H125ZM134 152V151H133ZM76 153V152H75ZM84 154V153H83ZM82 154V155H83ZM82 155H81V157H82ZM124 154H122V156H123ZM134 155H135V153H134ZM121 156V155H120ZM73 157V156H72ZM117 157V156H116ZM17 158V157H16ZM86 158L88 159V157L86 156ZM121 158V157H120ZM216 158V157H215ZM215 158H214V160H215ZM217 159V158H216ZM219 159V158H218ZM67 160H68V158H67ZM80 160V159H79ZM82 160V159H81ZM213 160V159H212ZM2 161L3 162H5V159L4 160H2V158L0 157V174H1V171H2V169L4 168L3 166H2ZM17 161V162H16ZM56 161V160H55ZM215 161H218V160H215ZM64 162H66V160L64 161ZM71 162V161H70ZM200 162V161H199ZM219 162V161H218ZM73 163V162H72ZM87 163V162H86ZM86 163H84L85 165H86ZM155 163H156V165H155ZM4 164V163H3ZM68 164V163H67ZM81 165H82V163H80ZM93 164H91V165H93ZM6 165V164H5ZM51 165H53V164H51ZM76 166V165H75ZM6 167V166H5ZM82 167V166H81ZM83 167H85V166H83ZM92 167V166H91ZM107 167V166H106ZM236 167V166H235ZM59 168V169H58ZM70 168H73V167H70ZM153 168V167H152ZM237 169H238V167H236ZM49 169V170H48ZM56 169H58V170H60L61 172H60V174H63V175H65V177H67L68 175L66 174V170L64 169V167L62 166V164L60 163V165L56 168ZM74 169H75V167H74ZM73 169V170H74ZM77 169V168H76ZM85 169V168H84ZM94 169V168H93ZM261 169H263V168H259V170H261ZM48 170V171H47ZM68 170V169H67ZM151 170V169H150ZM239 170V169H238ZM258 170V171H259ZM264 170V169H263ZM5 171V170H4ZM82 171L83 170H80L78 173L76 172V175L77 174H79V173H81L82 174ZM86 171V170H85ZM137 171L139 172L140 170H138L137 169ZM148 171V170H147ZM45 172H46V174H45ZM53 172H56V171H53ZM150 172V171H149ZM260 172H262L263 173V171L261 170ZM260 172H258V174L260 173ZM2 173H4V172H2ZM48 173V174H47ZM58 172H56V177H57V179L59 178L58 177V174H57ZM87 174H88V172H86ZM85 173V174H86ZM55 174V173H54ZM84 174V175H85ZM5 175V174H4ZM63 175H62V177H63ZM73 175H75V174H73ZM91 175V174H90ZM257 175V174H256ZM41 176V177H42ZM79 176V175H78ZM77 176V177H78ZM82 176V175H81ZM258 176V175H257ZM260 176V175H259ZM41 177H39V178H41ZM52 177V176H51ZM64 177V178H65ZM76 177V178H77ZM18 178V179H17ZM38 178V180H41V179H39ZM44 178H46V177H44ZM43 178V181H45V185L43 186V187H46L47 185H46V181L47 180H45ZM259 178V177H258ZM47 179V178H46ZM49 179V178H48ZM66 179V178H65ZM68 179V178H67ZM72 179V178H71ZM256 179V178H255ZM38 180H37V182H38ZM55 180H56V178H55ZM259 180H260V178H259ZM259 180L257 181V183L259 182ZM33 181L35 182V183H33ZM71 181L72 180H70L69 181V189H71L72 187H74L75 186V184H73V182L71 183ZM254 182H255V180H253ZM261 181V183H262V181L263 180H260ZM40 182H42V180L40 181ZM55 182V181H54ZM59 182V181H58ZM264 182V181H263ZM43 183V182H42ZM263 184V183H262ZM37 185H38V183H37ZM41 185V184H40ZM251 185H254L253 183H251ZM255 185H256V187H257V184H256V182H255ZM42 186V185H41ZM65 186V185H64ZM77 186V185H76ZM259 186H262L261 184H259ZM258 186V187H259ZM264 186V185H263ZM50 187V186H49ZM67 187H68V185H67ZM54 189V185L53 186H51V188L50 189ZM253 188V187H252ZM262 188V187H261ZM264 188V187H263ZM42 189V190H41ZM41 189H39V190H41L42 191V193H43V191L46 193V195L45 196H47V194H48V192L47 191H45V190H43V188H41ZM45 189V188H44ZM47 189V188H46ZM49 189V188H48ZM49 189V190H50ZM249 189V188H248ZM258 189H260V188H258ZM257 189V190H258ZM29 190H30V188H29ZM28 190V191H29ZM57 190V189H56ZM64 190V189H63ZM252 190V189H251ZM255 190V189H254ZM253 190V191H254ZM261 190V189H260ZM264 190V189H263ZM59 191V190H58ZM58 191H56V192H58ZM250 191V190H249ZM259 191V190H258ZM260 192V191H259ZM261 192H264V191H261ZM44 193V194H45ZM76 193V194H75ZM74 193V190H67V191H64V193H63V196H60V195H58V197H55L56 198V208H55V220L57 221V226H58V232H60V233H64V231H65V229H66V227H67V222H69L71 219H67V212H71L72 210H73V208L74 209H79L80 207H81V199H79L77 196H78V192H75ZM57 194V193H56ZM66 194H68L67 196H66ZM40 195V197L38 198V199H40L41 198V196H43V194H39ZM239 195V194H238ZM244 195V194H243ZM20 196V197H19ZM44 196V197H45ZM66 196V197H65ZM213 196V195H212ZM48 197V196H47ZM239 197H241L240 195H239ZM242 198V197H241ZM218 199H220V198H216V200H218ZM240 199V198H239ZM246 199V198H245ZM40 200H42V199H40ZM39 200V202L38 203H36L34 206H33V211H34V213H35V215H36V217H35V222L36 223H41L42 222V218H45V212H44V207L45 206H43V204L41 203L42 201H40ZM113 200V199H112ZM121 198L118 200L119 202H120V207H117V208H122V209H126L127 207H126V204H127V206H128V204L130 203V202H126L125 201V199L123 198V200L125 201H123V200H121ZM127 200V199H126ZM216 200H215V202H216ZM221 200V199H220ZM219 200V201H220ZM128 201V200H127ZM211 201H214V198H213V200H211ZM223 201V200H222ZM222 201L220 202V204H223V205H220V206H223L222 207V209H224V207H227L228 205H230V203L228 202V201H230V199L227 201H224V203H222ZM245 201V200H244ZM214 202V203H215ZM231 202V201H230ZM134 203V202H133ZM132 203V204H133ZM232 204H233V202H231ZM131 204V205H132ZM216 205L218 204L217 202L215 203ZM214 204V205H215ZM236 204V203H235ZM211 205V207H213L212 206V204H210ZM114 206V205H113ZM116 206H118V205H116ZM79 207V208H78ZM115 208V207H114ZM145 208H146V206H145ZM116 209V208H115ZM144 209V208H143ZM147 209V208H146ZM146 209L144 210V211H146ZM148 210V209H147ZM73 211H75V210H73ZM72 211V213L73 214H71V215H75L76 213H77V211L76 212H73ZM129 211V210H128ZM222 211H224V210H222ZM147 212V211H146ZM226 212V211H225ZM75 217V216H74ZM136 217H139V212H137L136 214H135V216H134V218H136ZM133 218V219H134ZM75 221V220H74ZM123 221V220H122ZM127 221V220H126ZM7 222V221H6ZM124 222V221H123ZM125 223V228H123L122 229V231L124 230V233L126 234V237L127 238H130V237H128V232H129V230H128V227L129 226H127L128 224L126 223V222H124ZM7 225H8V223H7ZM135 227H133V229H134ZM127 230H128V232H127ZM41 231V230H40ZM131 231H133V230H131ZM134 234H133V236H134V238H135V234L137 235V233H135V231L133 232ZM140 233L141 232H139L138 233V235L140 236ZM142 235H143V233H142ZM130 236V235H129ZM139 236H136V238H137V240L136 239H134L133 241H138V238H139ZM146 235L143 237L142 236V238H144L145 240L143 241L144 242V244L141 246L142 247V249L144 250V248H146L145 249V252L147 251V249L148 248H150V249H154L155 250V248H154V246L152 245L151 247H148L149 245H150V242L151 241H149V240H147V242H145L146 241ZM132 238V237H131ZM131 238H130V240H131ZM128 241V240H127ZM139 242V241H138ZM129 243V242H128ZM131 243H133V242H131ZM130 244V243H129ZM135 244V243H134ZM134 244H131L130 246H134ZM149 244V245H148ZM105 246H107V245H105ZM126 246H127V242H126V245L124 246V244H123V249H122V251H123V253H125V248H126ZM158 248V247H157ZM133 249V248H132ZM159 250V249H158ZM148 251H149V249H148ZM150 252V251H149ZM15 253H17V251L15 252ZM27 254V253H26ZM16 255H18V253L16 254ZM15 256V255H14ZM27 256V255H26ZM126 256V255H125ZM246 256V255H245ZM10 257V256H9ZM128 257V256H127ZM1 259V258H0ZM9 259V258H8ZM17 259V258H16ZM9 261H12V260H9ZM8 261V262H9ZM7 262V260L5 259V258H3L2 260H0V264H6V263H8ZM13 262V261H12ZM10 263V262H9Z\"/></svg>", "mask_w": 264, "mask_h": 264}]
</instances>
